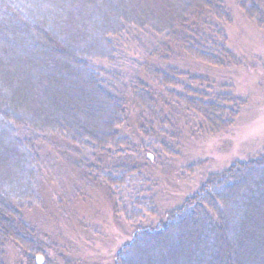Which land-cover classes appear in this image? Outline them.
<instances>
[{"label":"trees","instance_id":"1","mask_svg":"<svg viewBox=\"0 0 264 264\" xmlns=\"http://www.w3.org/2000/svg\"><path fill=\"white\" fill-rule=\"evenodd\" d=\"M234 1L264 33V0ZM233 18L226 0H0V264H39L45 251L26 215L47 146L70 144L80 180L109 187L112 172L126 184L150 163L153 139L167 156L189 132L236 125L247 100L216 83L240 66ZM115 258L264 264V151L210 176L158 224L138 225Z\"/></svg>","mask_w":264,"mask_h":264},{"label":"rangeland","instance_id":"2","mask_svg":"<svg viewBox=\"0 0 264 264\" xmlns=\"http://www.w3.org/2000/svg\"><path fill=\"white\" fill-rule=\"evenodd\" d=\"M226 3L234 17L229 44L240 66L221 70L216 83H227L235 96L247 100L236 125L216 136L189 132L185 134L189 140L181 138L178 147H167L172 152L165 149L167 156L154 153L153 139V151L147 154L153 158L150 163L127 178L126 184L122 183L123 173L112 172L109 187L80 180L70 144L47 146L41 152L46 155L41 163L44 175L39 188L34 186L35 201L26 215L36 231V241L45 249L37 256L42 258L39 264H114L138 225L158 224L199 191L210 176L264 151V33L243 16L234 0ZM94 64L110 67L100 61ZM242 230L237 227L235 232ZM17 253L21 250H11L10 258H18ZM20 264H26L25 260Z\"/></svg>","mask_w":264,"mask_h":264},{"label":"water","instance_id":"3","mask_svg":"<svg viewBox=\"0 0 264 264\" xmlns=\"http://www.w3.org/2000/svg\"><path fill=\"white\" fill-rule=\"evenodd\" d=\"M38 262L41 263L42 262V258L39 256L38 257Z\"/></svg>","mask_w":264,"mask_h":264}]
</instances>
